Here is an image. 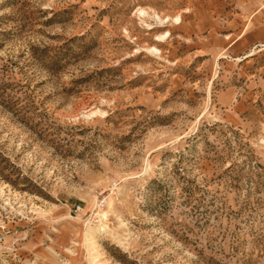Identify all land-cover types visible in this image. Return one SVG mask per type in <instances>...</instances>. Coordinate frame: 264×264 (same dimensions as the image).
<instances>
[{
  "label": "rangeland",
  "instance_id": "1",
  "mask_svg": "<svg viewBox=\"0 0 264 264\" xmlns=\"http://www.w3.org/2000/svg\"><path fill=\"white\" fill-rule=\"evenodd\" d=\"M0 264H264V0H0Z\"/></svg>",
  "mask_w": 264,
  "mask_h": 264
},
{
  "label": "built area",
  "instance_id": "2",
  "mask_svg": "<svg viewBox=\"0 0 264 264\" xmlns=\"http://www.w3.org/2000/svg\"><path fill=\"white\" fill-rule=\"evenodd\" d=\"M106 203H107V197H103V198L99 199V201H98V203L96 205V208L98 209V211L102 207H104L106 205ZM81 210H82V207H81L80 204L74 205L73 212L77 213V212H80ZM98 211H96V214H97Z\"/></svg>",
  "mask_w": 264,
  "mask_h": 264
}]
</instances>
